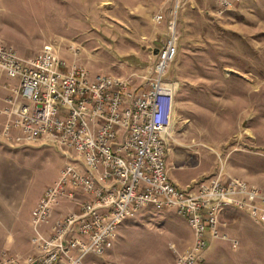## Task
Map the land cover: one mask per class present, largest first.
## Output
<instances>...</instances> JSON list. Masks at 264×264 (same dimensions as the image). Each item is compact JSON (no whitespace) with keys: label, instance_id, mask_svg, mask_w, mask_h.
<instances>
[{"label":"rangeland","instance_id":"1","mask_svg":"<svg viewBox=\"0 0 264 264\" xmlns=\"http://www.w3.org/2000/svg\"><path fill=\"white\" fill-rule=\"evenodd\" d=\"M221 1L0 0V41L22 56L52 45L91 75L128 77L151 70L176 19L178 52L166 72L178 84L170 173L190 182L222 170L264 190V0L229 8ZM157 13L165 16L162 24L154 21ZM18 148L32 169L29 201L74 155L43 140ZM221 221L230 239L210 241L196 264H264V221L234 208ZM191 233L175 209L147 205L119 225L111 249L85 262L176 264L175 250L191 247L185 237Z\"/></svg>","mask_w":264,"mask_h":264},{"label":"built area","instance_id":"2","mask_svg":"<svg viewBox=\"0 0 264 264\" xmlns=\"http://www.w3.org/2000/svg\"><path fill=\"white\" fill-rule=\"evenodd\" d=\"M154 21L162 24L164 14ZM167 28L151 70L128 77L91 75L52 45L22 56L0 41V140L13 147L43 140L74 154L32 209L38 255L25 262L9 256L1 264H86L90 253L111 249L119 225L147 205L175 209L193 231L191 247L175 250L176 264H196L210 241L230 239L221 221L228 209L264 221V190L243 178L220 170L185 186L171 179L168 135L178 84L166 72L178 52L176 19ZM62 200L76 208L46 234L43 226Z\"/></svg>","mask_w":264,"mask_h":264},{"label":"crops","instance_id":"3","mask_svg":"<svg viewBox=\"0 0 264 264\" xmlns=\"http://www.w3.org/2000/svg\"><path fill=\"white\" fill-rule=\"evenodd\" d=\"M18 147L20 146L13 147L0 140V264L5 257L9 256L25 262L38 255V250L32 243L34 229L31 223V212L45 189L58 178V174H56L39 191L34 200L29 201L27 191L32 169L28 164L22 162L21 154L24 152ZM170 176L179 186L189 183L182 182L180 175L170 173ZM73 208L75 209L76 205L72 201L62 200L54 207L50 224L43 226V231L48 234L52 225ZM185 237L187 243L192 245L194 242L193 231L189 237Z\"/></svg>","mask_w":264,"mask_h":264}]
</instances>
